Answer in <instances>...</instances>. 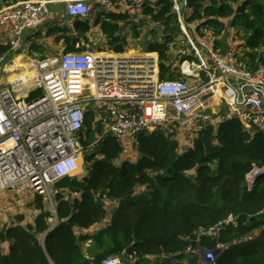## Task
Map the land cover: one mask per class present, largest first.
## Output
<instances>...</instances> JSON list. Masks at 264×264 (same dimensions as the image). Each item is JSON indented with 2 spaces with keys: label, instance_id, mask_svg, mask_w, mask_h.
Masks as SVG:
<instances>
[{
  "label": "trees",
  "instance_id": "16d2710c",
  "mask_svg": "<svg viewBox=\"0 0 264 264\" xmlns=\"http://www.w3.org/2000/svg\"><path fill=\"white\" fill-rule=\"evenodd\" d=\"M16 1L0 0V8ZM239 1L188 0L191 13L186 21H198L202 34L217 36L226 28L221 18H229L228 26L241 29L239 39L245 41L242 61L251 69L259 68L264 66V0ZM141 9L160 25L165 36L161 41H148L143 49L159 54L161 80L178 78L169 53L170 42L181 32L173 1L144 2ZM106 11L93 22L77 17L73 23L81 35L90 31L91 24L100 25L110 48L123 53L128 33L122 22L129 14ZM144 23L145 19L141 25ZM140 26L132 25L133 37L140 36ZM58 32L67 29H48L47 36ZM61 39L66 44L65 52L76 51V38L62 34L57 41ZM31 47L46 57L43 45L35 42ZM5 54L9 59L14 53L9 44L0 42V57ZM41 93L32 91L30 99ZM102 130L101 122H95V113L86 114L81 140L87 174L64 177L53 184L57 191L55 211L46 208L44 197L36 194L41 212L29 230L19 226L0 229V245L16 237L11 252L0 253V264H102L124 249L136 251L139 257H160L158 264H183L196 231L230 214L239 217V225H229L222 231L219 240L229 246L217 264H264V132L228 119L217 127L200 129L186 149L174 134L163 129L142 132L137 135L138 160H126L118 166L113 161L123 152V144L112 134L94 143ZM250 173L254 175L249 179ZM73 194L79 196L71 197ZM104 198L117 200L119 205L112 211L109 224L89 234L85 229L101 223L109 213ZM52 217H57V224L47 232L43 248L39 234L51 227ZM259 228L257 236L247 239ZM85 241L90 242L87 252L83 249ZM216 242L209 238L202 241L207 248H213ZM147 262L139 258L131 264ZM189 264L200 263L192 258Z\"/></svg>",
  "mask_w": 264,
  "mask_h": 264
},
{
  "label": "built area",
  "instance_id": "2783aa9c",
  "mask_svg": "<svg viewBox=\"0 0 264 264\" xmlns=\"http://www.w3.org/2000/svg\"><path fill=\"white\" fill-rule=\"evenodd\" d=\"M128 1L139 9L146 2ZM172 1L188 45H170L172 69L179 73L178 78L160 79L156 52L110 56L80 50L76 43V51L33 59V77L18 76L0 87V192L31 191L42 195L55 211L53 184L83 168L81 132L91 111L95 122L103 126L96 144L106 134L121 142L137 141L139 133L163 129L183 135L192 145L200 129L217 127L228 119L264 132V66L251 69L242 61L244 48L236 40L223 46L210 34L192 37L183 13L188 0ZM52 2H63L71 17L91 14L88 0H18L0 8V35L4 36L0 42L9 44L11 52L21 49L25 31L38 29L51 16ZM97 2L105 9L112 5V0ZM175 56L180 58L176 64ZM7 62L6 54L0 57V76ZM36 90L42 93L30 99ZM123 148L127 153V147ZM84 170L82 175L87 174ZM229 225L237 227L239 217L230 214L198 229L187 257L200 264H217L229 246L219 240ZM252 237L250 234L247 239ZM204 238L217 242L207 248ZM139 258L151 257L124 249L102 264H131Z\"/></svg>",
  "mask_w": 264,
  "mask_h": 264
},
{
  "label": "crops",
  "instance_id": "0c3cea01",
  "mask_svg": "<svg viewBox=\"0 0 264 264\" xmlns=\"http://www.w3.org/2000/svg\"><path fill=\"white\" fill-rule=\"evenodd\" d=\"M242 1L243 0H240L239 2H242ZM146 2L149 4H151L152 2L153 4L155 3V1L153 0H146ZM88 3L90 4V7H91V14L89 15L88 18H90L92 22L99 15L107 12L106 10L110 12H115V13L129 14V17L126 20V22H122L123 29L125 30V32L128 33V44H127L125 52L116 53L112 48H110L109 43H108L109 40L106 34L103 33L100 25L91 24L90 31L85 33L84 35H81L77 31L73 23V20L77 17H71L67 14L66 6L63 2L50 3L49 8L51 11V16L49 17L47 22H45L38 29H29L25 31L24 36H23V43H22V48L23 49L25 48V49L22 51L29 53L31 57H39L40 53L31 47V45L36 42L45 47L46 56H54L55 54H58V53L60 54L61 52H65L66 44L64 43L63 39H61L60 41H57V37L62 34H67L71 37L76 38L77 39L76 43H79L81 46L82 45L85 46V50H94L96 52H103L104 54L110 55V56L144 55L147 52L143 49V46L148 41L155 40V39L161 41L165 37L163 29L160 27V25L157 23H154L151 20L150 16L143 14L142 9L134 7L133 4H131L128 0H112V5L108 9L102 8L97 2V0H88ZM238 4H235V6H237ZM183 13H184L185 22L190 25L189 27H190L192 37L198 38L199 34L202 35L201 28H199V25H198L200 22L198 21L187 22L186 21L187 15L191 13V8H188V6L184 8ZM143 19H145V23L141 25V21ZM221 20L225 23L226 28L222 31L221 34L215 36L218 40L217 42L219 45L227 46L231 42V40H236L237 42L241 41L243 43L245 42L243 40H240L239 37L236 35L234 38L232 32L236 31L238 33L239 31H241V29L237 27L228 26V23L230 21L229 18H221ZM49 22H50V25L46 27V24H48ZM134 23H137L139 26L141 25L139 27V30L141 32L139 37H133L132 35L131 27L132 25H134ZM61 27L62 28L65 27L67 29V32H58L54 35L47 36L48 29L61 28ZM206 34L204 33L203 35H206ZM177 35L178 36L170 42V45L174 44V46L176 47L188 48L186 37L183 35L182 31ZM60 48L61 49L63 48V49L61 50ZM56 50H61V51L57 52ZM174 58H175L174 64H176L178 62V59L180 58L179 56H175ZM23 59H24L23 54H17L13 59L8 60L7 65L3 73L0 76V87L9 85L11 81H14V79H16L19 76V74H22L26 63L28 62V61H24ZM176 138L183 145V149H186V147H188V146H185V142H188V140L183 135L177 134ZM122 154L124 155V153ZM138 156H139V153H138ZM115 162L116 160H114V164L117 165ZM27 192L31 193V197H22V195H24L25 193H18V192H14L16 194L13 195L12 194L13 190H7V191L0 192V223H3L0 229L3 227H11L13 229L19 226L26 230H29L28 226L35 223V219L39 215L41 210L37 207L36 194L30 191H27ZM66 195L68 198L70 197L68 192H66ZM72 196H79V194H73L71 195V197ZM111 201L115 202L117 200H111ZM47 202H46V205L48 206V209L53 211L52 207H50L47 204ZM110 219L111 218L106 217L103 223H101L100 225L95 224L91 226L89 229H85V231L86 232L88 231L89 234H93L102 226L109 224ZM55 220L56 218L54 217L50 218L49 222H51V227L47 231L39 234V239L41 241V245L43 246V248L45 245L44 244L45 236L48 231H50L51 229L55 227L54 226ZM15 232L16 231H13V234H15ZM251 234L253 236H257L259 233L254 234V232H252ZM15 242H16L15 236H12L10 239H7L4 242H2L0 245V253L3 255H8L11 252V246ZM159 261H160V257L152 256L149 260V263L154 264L156 262L159 263Z\"/></svg>",
  "mask_w": 264,
  "mask_h": 264
},
{
  "label": "rangeland",
  "instance_id": "374dc122",
  "mask_svg": "<svg viewBox=\"0 0 264 264\" xmlns=\"http://www.w3.org/2000/svg\"><path fill=\"white\" fill-rule=\"evenodd\" d=\"M232 34H233V36H234V38H235V35L236 36H238L239 37V34L236 32V31H233L232 32ZM0 38H4V36H2V35H0ZM237 44H239V45H242L243 43H241V42H239V43H237ZM22 50H24L23 48H21ZM21 49H19L17 52L16 51H14L13 53L14 54H12V58H9V59H13L17 54H23L24 55V61H28V63L30 64V62L33 60V59H36V58H39V59H42L43 57H41V56H39V57H31L30 56V54L29 53H27V52H25V51H22ZM61 49V48H60ZM63 49V48H62ZM61 49V50H62ZM61 50H56L57 52H60ZM20 52V53H19ZM62 53V52H61ZM60 53V54H61ZM55 55H59V53L58 54H55ZM46 56V55H45ZM8 59V60H9ZM27 69V68H26ZM32 70V69H31ZM24 71H25V69H24ZM24 71L22 72V73H24ZM29 77V76H28ZM32 83H33V81H32ZM31 83V84H32ZM31 86V85H30ZM122 144H123V147H127V153H124V155L121 153V155H120V157L118 158V159H116V164L118 165V166H120L124 161H126V160H130L131 162H136L137 160H138V158H139V156H138V150H137V146H136V144H137V141H131V140H126V141H124V142H122ZM190 144H191V142H185V146H190ZM114 162V161H113ZM82 166H83V168L81 169V172H80V170H79V172L80 173H77V174H74L73 176H78V177H82V174H84L85 173V170H84V168H85V163H84V160H83V163H82ZM72 177V176H71ZM252 177V174L250 173L249 175H248V178L250 179ZM7 191V190H6ZM14 192H18V193H25L24 195H22V197H31V193H29V192H27V191H13V195H15L16 193H14ZM31 192V191H30ZM47 202V201H46ZM104 202L106 203L105 204V207L106 208H108L107 210H108V214H107V218H111V216H112V211L116 208V207H118V205H119V201H115V202H113V201H111V199H108V198H104ZM108 202H110V203H108ZM53 203L55 204V196L53 197ZM47 204L50 206V207H52L50 204H49V202H47ZM47 206V205H46ZM47 208H48V206H47ZM110 212H111V214H110ZM106 217L103 219V221L106 219ZM103 221L101 222V223H103ZM101 223H98L99 225L101 224ZM2 224L3 223H0V227H2ZM103 227V226H102ZM260 230L261 229H258V230H256V231H254V234H256V233H260ZM88 241H85L84 243H83V249L87 252V250H88V247H89V245H90V242H88ZM192 260V257H187V258H185L184 260H183V264H189L190 263V261ZM176 262V261H175ZM173 263V264H177V263ZM147 264H150L149 262H147ZM154 264H158V262H156V263H154Z\"/></svg>",
  "mask_w": 264,
  "mask_h": 264
},
{
  "label": "bare ground",
  "instance_id": "6f19581e",
  "mask_svg": "<svg viewBox=\"0 0 264 264\" xmlns=\"http://www.w3.org/2000/svg\"><path fill=\"white\" fill-rule=\"evenodd\" d=\"M18 68H19V67H18ZM26 68H27V69H26ZM31 68H32L31 64H29V63L27 62L26 65H25V67H24V69H25L24 73L19 74V76H23L26 80L28 79V76H29V77H33L34 74H35V70H34V69L31 70ZM15 70H16V69H15Z\"/></svg>",
  "mask_w": 264,
  "mask_h": 264
},
{
  "label": "water",
  "instance_id": "95a60500",
  "mask_svg": "<svg viewBox=\"0 0 264 264\" xmlns=\"http://www.w3.org/2000/svg\"><path fill=\"white\" fill-rule=\"evenodd\" d=\"M50 25V22L48 24H46V27Z\"/></svg>",
  "mask_w": 264,
  "mask_h": 264
}]
</instances>
